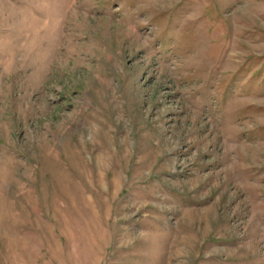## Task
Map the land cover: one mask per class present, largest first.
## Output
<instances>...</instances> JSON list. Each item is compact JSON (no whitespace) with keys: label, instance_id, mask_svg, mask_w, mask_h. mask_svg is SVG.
Wrapping results in <instances>:
<instances>
[{"label":"rangeland","instance_id":"1","mask_svg":"<svg viewBox=\"0 0 264 264\" xmlns=\"http://www.w3.org/2000/svg\"><path fill=\"white\" fill-rule=\"evenodd\" d=\"M0 264H264V0H0Z\"/></svg>","mask_w":264,"mask_h":264}]
</instances>
